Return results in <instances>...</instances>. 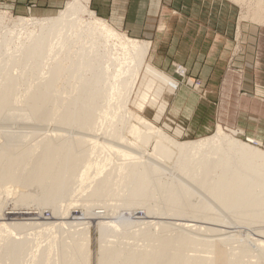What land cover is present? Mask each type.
<instances>
[{
  "label": "bare ground",
  "instance_id": "bare-ground-1",
  "mask_svg": "<svg viewBox=\"0 0 264 264\" xmlns=\"http://www.w3.org/2000/svg\"><path fill=\"white\" fill-rule=\"evenodd\" d=\"M6 15L0 16L1 23L28 25L30 33L40 24L38 41L28 49L21 50L23 45L18 48L27 65H36L31 69L34 74L39 72L36 67L45 53L53 52L58 44L64 47L71 41L72 45L65 53H58L61 48L54 51L57 58L50 75L38 88L30 85L33 90L28 98L13 99L8 94L13 79L0 76V180L8 184V192L23 184H41L40 201L55 205L48 220H41V209L0 210V240L9 241L5 244L6 260L30 252L28 262L49 264L50 251L55 248L57 264H89V221L83 220L94 216L99 219L98 264H264L263 149L228 135L220 125L211 136L177 141L132 113L126 104L139 73L143 71L134 99L139 108L153 87L150 102H156L168 77L146 63L149 42L118 32L88 9L87 0L66 1L56 18ZM148 72L161 77L147 78ZM98 101L103 105L96 117L93 107ZM159 105L157 117L166 103ZM11 109L19 111L16 124L25 127L8 133L2 125L10 123L7 116ZM96 121L99 126L107 121L105 129L100 128L90 148L83 149ZM43 125L51 128L44 131ZM175 132L180 133L178 129ZM150 139L154 140L152 152L139 146ZM172 148L179 155L174 175L164 184L155 182L165 169L163 158ZM196 156L198 162L194 163ZM70 177L75 187L64 201ZM156 188L163 193L162 207L159 200L145 204ZM85 191L81 200L77 198ZM22 196L29 203L39 200L29 194ZM80 201L84 205L79 214L75 209ZM92 202H98L97 206L91 208ZM119 202L126 210L144 206L146 216L142 220L113 217L110 209ZM10 215L25 217L3 221ZM156 216H178L184 221L169 223ZM77 225L84 227L66 235L69 242L60 237ZM226 225L252 228L259 237L238 229L228 231ZM131 226L146 228L142 237L147 243L139 249L123 253L106 240ZM170 226L176 227L170 236L154 234V228ZM42 242L45 245L40 246ZM221 256L225 258L220 260Z\"/></svg>",
  "mask_w": 264,
  "mask_h": 264
},
{
  "label": "rangeland",
  "instance_id": "rangeland-1",
  "mask_svg": "<svg viewBox=\"0 0 264 264\" xmlns=\"http://www.w3.org/2000/svg\"><path fill=\"white\" fill-rule=\"evenodd\" d=\"M66 1L68 0H0V16L3 14L6 15L7 13L8 15L6 16L13 18L18 16L38 19L46 17L56 18L59 16V12L65 9ZM148 1L149 4L144 10H149L151 14L148 16H156L158 20L156 19V21H154L149 19L148 21H144V23H142V29L143 32H145V35L137 36L135 34L141 29L139 27V15L136 14L138 10L137 7H139L138 2H130L129 0H112L114 4H111L110 10L115 8L116 13L114 15L106 13L107 16L105 17L102 16L100 11L94 9V6L89 3V0H87L88 9L93 11L95 15L105 19L107 23L113 26L118 32L125 33L132 38L149 41L150 50L146 57V63L152 65L154 70L160 72V75L164 74L168 77V82L165 83L166 85H164V89L161 91L162 94L156 99V102H150L153 97V87L148 93V97L145 100L146 102L143 103L142 108H139L135 105L134 99L143 75V71H141L136 84L132 89L126 107L132 113L142 116L177 141L197 140L199 138L211 136L214 134L217 125H220L223 131L228 135H232L246 143H250L252 146H258L264 150V143L262 144L261 141L248 137L249 133L255 132V127H260L262 130L260 132L261 134L264 131V118L261 117L264 116V95H255V89L248 91V87L245 85L246 80L243 79L241 72L238 70L234 76L229 78L226 83L222 85L221 80L217 81L215 77L211 78L209 76L205 79V75L203 74L206 72V66L200 67L198 61H191L192 57L197 58L199 56V52L197 51L199 50L198 44L203 39L200 37V32H202V30L208 29L216 31V29H224L226 31L232 29L238 30L243 35L247 34L248 31L255 30V34L257 35L256 57L255 67L252 69L251 81L253 84L263 89L264 0ZM40 22H42V20ZM161 25L164 26V30L162 31L159 30V26ZM39 27L40 24L38 23L33 32L30 33L28 25L9 27L0 22V76H3L4 80H7L8 78L13 79L10 92H8L13 99L21 96L28 98L30 92L33 90L32 86L35 85L38 88L50 75V70L53 69V64L56 62L57 58L54 51H58V49L61 48L58 53L61 51L62 53H65L66 48L72 46L71 41L65 44L64 47H60L58 44L55 46L53 52L45 53L36 67L39 69V72L34 74V71L31 69L36 65H27L25 58L19 57L20 53L18 48H20V45H23L21 46V50H24L33 46L38 41ZM8 30H13V32H9ZM194 50L196 51L195 53L192 52ZM239 52L241 53L242 51L239 50ZM215 65L216 64L209 62L208 68H214ZM160 75H154L150 72L146 74L147 78L155 77L158 79L161 77ZM242 88H245V90ZM78 91H82V89L80 88ZM162 102H165L166 106L162 114L157 117V110L159 109V104ZM102 105L103 101H98L97 105L93 107L95 109L94 113L96 114V117L99 116L98 114ZM253 113L258 114L261 119H258V121L255 122L252 116ZM18 115L19 111L13 109L10 110L7 116V120L10 121V123L8 125H2L7 126L8 133L17 127L23 126L16 124ZM102 122L103 124L100 126L98 125V121L94 123L93 128L90 131V136L87 138L83 149L90 148L100 128L102 129L104 127L105 129L107 121ZM131 122L133 123L134 120ZM42 127L45 126L43 125ZM48 127L49 129L51 128V126ZM48 127L46 126L44 131L47 130ZM176 129H178L180 133L177 134L175 132ZM70 130H73V126L70 127ZM241 130L244 131L245 134L242 133ZM124 135L129 140H132V136L127 134ZM153 143L154 140L150 139L146 144L139 143V146L144 150L152 152ZM172 150L173 151H171L167 157L163 158L162 162L163 165H165V169L157 174V181L155 182L164 184L172 178L171 175H174L173 170L177 168V159L179 155L175 149L172 148ZM142 155L146 156V153L143 152ZM192 160L194 163H197V156ZM79 166L80 163L78 164V167ZM7 185L8 184L4 181L0 180L1 213L8 208L18 210V208L29 207L33 208L34 212L41 209V220H48L52 216V209L55 205L50 203L46 204L40 201L43 197V193H41V184H23L13 188L9 192L7 191ZM74 187L75 184L73 178L70 177L67 181V192L62 200H68L67 193ZM86 191L78 195L77 198L81 200L86 194ZM22 194H29L39 200L34 203H29L28 200L23 198ZM123 194L125 196V193ZM162 196L163 193L161 190L156 188L152 190L149 197H146L145 204H151L152 202L159 200L158 206L162 207ZM96 204H98V202H92L89 205L93 208L97 206ZM113 204L115 207L110 209V214L113 217L135 216L136 219L142 220L146 216V214H144L145 211L142 209L144 206L142 205L131 207L135 209L126 210L122 202ZM83 205L84 201H80L76 206L75 212L79 211L80 214ZM93 211H96V209H93ZM15 216L25 217L23 215L4 216L3 221L10 223V218H14ZM136 216L140 218H137ZM152 217L155 216L152 215ZM152 217L145 218V220H149ZM156 217L159 218V216ZM166 217L163 216L159 219L169 223L175 222V224L178 222V224H181L182 221H184L183 217ZM87 218L86 220H83V222L89 221V264H98L99 234L97 230V221L99 219L94 216ZM186 219L187 218H185V220ZM205 225L207 226V224ZM83 227V225L70 227L67 229L68 232L62 233L60 237L65 239L66 242H69L70 239H68V236L66 235L82 230ZM221 228L224 229V227ZM227 228L228 231L238 229L241 232L243 231L245 235L253 238L257 236L254 234L255 231L252 230V228H242L239 226H228ZM227 228L225 231H227ZM145 229L144 226L127 227L125 230L121 231L119 235H111L107 237L106 240L113 247L120 248L123 253H126L127 251L130 253L147 243L143 241L142 237ZM175 229L176 227L170 226L164 229L154 228L153 231L154 234H158L159 236H170ZM133 230H136L135 233L132 232ZM245 232H249V234ZM23 234L24 233L21 235ZM74 237H76V235H74ZM258 237L259 236L256 238ZM6 242L9 241L6 239L0 240V245L2 244L0 248V264H44L41 260L28 262L32 255L30 252L21 253V255L13 261L6 260L5 257L8 252V249L5 246V244H7ZM43 245H45V242L40 244V246ZM232 246H236V243H233ZM221 248L226 251L225 246L222 245ZM54 249L55 248L50 251L51 259L49 264H57L55 262L57 257ZM32 252L34 254H39L34 251V249H31V253ZM189 254H191V252ZM224 258L221 256L220 260ZM76 263L82 264L77 261Z\"/></svg>",
  "mask_w": 264,
  "mask_h": 264
},
{
  "label": "crops",
  "instance_id": "crops-1",
  "mask_svg": "<svg viewBox=\"0 0 264 264\" xmlns=\"http://www.w3.org/2000/svg\"><path fill=\"white\" fill-rule=\"evenodd\" d=\"M129 1L138 2L139 7H137L138 10L136 14L139 15L138 17V19L140 20L139 27L141 29L135 35L143 36L145 35V32H143L142 23H144V21H148L149 19L156 21L157 18L156 16L149 17L148 15H150L151 12H149V10L148 11L144 10V8L149 4L148 0H129ZM114 2H112V0H89V3L94 6V9L100 11L102 16L105 17L107 16L106 13H109L110 15H114L116 13L115 8L113 10H110V6L111 4H114ZM159 27H160L159 28L160 31L164 30L163 29L164 26L161 25ZM200 37L203 39L200 41L201 43L199 42L198 44L199 50L197 52H199V56L197 58L192 57L191 61L194 60L198 61L200 67L206 66L207 68L206 72L205 74H203L205 75V79L208 78L209 76L211 78L215 77L217 81L221 80V83L223 85L224 83H226V81L229 78L234 76L238 70L239 72H241L243 79L246 80L245 85L246 87H248V91H252V89H255L256 91L255 95H264V87L263 89H261L259 86H256L251 81L252 69L255 67V57H256L257 35L255 34V30L248 31L247 34L243 35L238 30H232V29L226 31L224 29L221 30L216 29V31L205 29L202 30V32H200ZM149 50H150V42H149ZM239 50H241L242 52L240 53ZM192 52L195 53L196 51L194 50ZM209 62H211L212 64L213 63L216 64L215 67L208 68ZM207 80H206V84H207ZM242 89L245 90V88ZM252 116L255 122H257L258 119H261V117L264 118V116L260 117L256 113H253ZM255 128H256L255 132L249 133L248 137H252L256 140H259L263 144L264 131L261 134L260 132L262 130L260 129V127L258 126ZM241 132L244 133V131L242 130Z\"/></svg>",
  "mask_w": 264,
  "mask_h": 264
}]
</instances>
